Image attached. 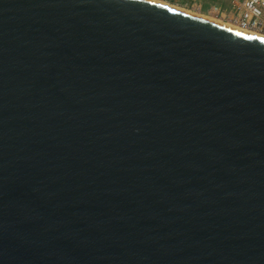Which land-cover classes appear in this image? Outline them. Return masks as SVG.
Here are the masks:
<instances>
[{
	"label": "water",
	"instance_id": "obj_1",
	"mask_svg": "<svg viewBox=\"0 0 264 264\" xmlns=\"http://www.w3.org/2000/svg\"><path fill=\"white\" fill-rule=\"evenodd\" d=\"M0 264H264V37L0 0Z\"/></svg>",
	"mask_w": 264,
	"mask_h": 264
},
{
	"label": "built area",
	"instance_id": "obj_2",
	"mask_svg": "<svg viewBox=\"0 0 264 264\" xmlns=\"http://www.w3.org/2000/svg\"><path fill=\"white\" fill-rule=\"evenodd\" d=\"M199 11L264 34V0H189Z\"/></svg>",
	"mask_w": 264,
	"mask_h": 264
},
{
	"label": "bare ground",
	"instance_id": "obj_3",
	"mask_svg": "<svg viewBox=\"0 0 264 264\" xmlns=\"http://www.w3.org/2000/svg\"><path fill=\"white\" fill-rule=\"evenodd\" d=\"M152 1L159 2V3H162V4L168 5V6H172V7H175V8H178V9H181V10H184V11H187V12H190V13H193V14H196V15H199V16H202V17H205V18L211 19V20H215V21H218V22L224 23V24H226V25H229V26H232V27L238 28V29H240V30L247 31V32L253 33V34H255V35H258V36L264 37V34H263V33H260V32L254 31V30H249V29H245V28L239 27V26H237V25H234V24H232V23H229V22H227V21H224L223 19L218 18V17H215V16L210 15V14H204V13H201V12H199V11H195V10H192V9H189V8H184V7H182V6H179V5H176V4H173V3H170V2H168V1H166V0H152Z\"/></svg>",
	"mask_w": 264,
	"mask_h": 264
},
{
	"label": "rangeland",
	"instance_id": "obj_4",
	"mask_svg": "<svg viewBox=\"0 0 264 264\" xmlns=\"http://www.w3.org/2000/svg\"><path fill=\"white\" fill-rule=\"evenodd\" d=\"M166 1L173 3V4H176V5H179V6H182L184 8H189V9H192L195 11H199L197 8H195L191 5L189 0H166ZM199 12L204 13V14H208L205 11H199Z\"/></svg>",
	"mask_w": 264,
	"mask_h": 264
}]
</instances>
